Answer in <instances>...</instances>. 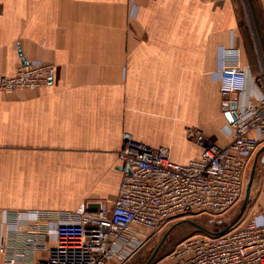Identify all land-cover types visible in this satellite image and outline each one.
<instances>
[{
  "label": "crops",
  "instance_id": "1",
  "mask_svg": "<svg viewBox=\"0 0 264 264\" xmlns=\"http://www.w3.org/2000/svg\"><path fill=\"white\" fill-rule=\"evenodd\" d=\"M257 1L264 20V0ZM134 3L0 0V78L24 59L56 65L39 89L0 91V241L8 233L6 209L111 206L124 133L188 163L201 153L190 129L227 145L238 107L263 97L264 70L250 60L249 50L257 51L243 0ZM229 45L249 70L245 94L225 98L217 69L219 49Z\"/></svg>",
  "mask_w": 264,
  "mask_h": 264
},
{
  "label": "built area",
  "instance_id": "2",
  "mask_svg": "<svg viewBox=\"0 0 264 264\" xmlns=\"http://www.w3.org/2000/svg\"><path fill=\"white\" fill-rule=\"evenodd\" d=\"M218 59L222 96H243L249 67L242 64L240 49L222 46ZM55 70L51 62L20 65L14 75L0 78V91L39 89ZM188 135L201 153L179 163L168 148L124 133L119 152L122 177L111 206L98 200L87 202L81 212L4 210V264H125L170 222L226 213L243 200L251 159L264 143V95L238 107L228 125L227 145H218L200 129H190ZM256 198L224 233L186 238L168 259L172 264H264V177L253 183L249 202Z\"/></svg>",
  "mask_w": 264,
  "mask_h": 264
},
{
  "label": "rangeland",
  "instance_id": "3",
  "mask_svg": "<svg viewBox=\"0 0 264 264\" xmlns=\"http://www.w3.org/2000/svg\"><path fill=\"white\" fill-rule=\"evenodd\" d=\"M243 11L247 15L249 21H251L250 23H251L252 31L254 33L253 34L254 38H253V41L250 42V46L253 50L256 49L257 52H255L254 56L257 59V63L262 64V67L264 70V59H263L264 53L261 49L262 47H261L259 35L257 33L256 24L253 19L254 16H253L252 9L250 7V0H243ZM258 152L251 159L249 169H248V178H249L251 169L253 167V164H254V161H255V158ZM262 154L263 152L258 155L257 170L255 173V178L259 181H261L264 177V165L261 164V160H260ZM256 197H258V194H256ZM256 202H257V198L253 199L251 202H248V205L250 203L251 205H253ZM241 204H242V201L236 206L232 207L229 211H227L224 214H220L216 216L202 214L198 216H189V217L179 218V219H176L170 222L169 225H167L161 232L155 235L154 238L150 242L145 243L141 249H139L131 258H129L126 261L127 263L125 264H145L149 260V258L152 256L156 247L161 243L167 231L169 233L168 235H166L164 241L162 242L160 250L154 257L153 262L151 264L161 259H168V255L171 253V251L175 249V247L181 241L191 236H196L200 233H205L187 222H181L174 227H173V224L180 222L181 220L185 218L187 219L189 218V219H193L199 222L200 224L208 227L209 229L213 231H217L236 218V216L239 214V211L241 209Z\"/></svg>",
  "mask_w": 264,
  "mask_h": 264
},
{
  "label": "water",
  "instance_id": "4",
  "mask_svg": "<svg viewBox=\"0 0 264 264\" xmlns=\"http://www.w3.org/2000/svg\"><path fill=\"white\" fill-rule=\"evenodd\" d=\"M27 60H23V65L27 64ZM264 150V148L262 147L253 164V167L251 169L250 175H249V180H248V184L246 187V192H245V196L242 200V204H241V209L239 211V214L236 216V218L234 220H232L231 222H229L228 224H226L225 226H223L221 229L217 230V231H213L211 229H209L208 227L200 224L199 222L193 220V219H183L180 222H177L175 224H173V227L176 226L177 224L181 223V222H187L189 224H191L192 226L196 227L197 229L203 231V232H207V233H211V234H222L224 233L226 230H228L229 228H231L234 224H236L243 216V214L245 213V210L247 208L248 202L250 200V196H251V191H252V186L253 183L255 181V173H256V169H257V162H258V155L260 154V152H262ZM168 231L166 232L164 238L162 239L161 243L156 247V249L154 250L152 256L149 258V260L145 263V264H151L153 262L154 257L156 256V254L158 253V251L160 250V247L162 245V242L164 241L166 235H168Z\"/></svg>",
  "mask_w": 264,
  "mask_h": 264
},
{
  "label": "trees",
  "instance_id": "5",
  "mask_svg": "<svg viewBox=\"0 0 264 264\" xmlns=\"http://www.w3.org/2000/svg\"><path fill=\"white\" fill-rule=\"evenodd\" d=\"M250 7L252 9L254 17H256L255 18L256 25L258 28L259 38H260V42L262 44V49H263V53H264V20L262 18L261 9L258 5V1L257 0H250ZM248 47H249V45H248ZM249 56H250V60L252 62L254 61L255 65H256L257 59L255 58V56L253 55V53L250 50H249Z\"/></svg>",
  "mask_w": 264,
  "mask_h": 264
}]
</instances>
